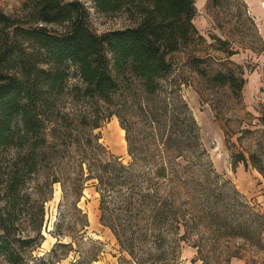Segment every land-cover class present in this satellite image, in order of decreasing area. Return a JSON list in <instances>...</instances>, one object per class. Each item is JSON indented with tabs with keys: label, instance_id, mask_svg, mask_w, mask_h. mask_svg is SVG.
<instances>
[{
	"label": "trees",
	"instance_id": "1",
	"mask_svg": "<svg viewBox=\"0 0 264 264\" xmlns=\"http://www.w3.org/2000/svg\"><path fill=\"white\" fill-rule=\"evenodd\" d=\"M90 1L106 14L132 13L135 7L140 21L97 33L82 0H33L23 15L0 8V149H16L21 165L4 187L0 259L6 264H63L72 252L79 253L73 246L74 227L66 221L77 213L78 225H89L78 206L89 181L99 193L100 223L137 264H174L181 241L195 233H203L204 241L238 237L264 248V212L256 211L215 169L175 76L170 55L183 44L204 40L193 23L196 0ZM225 49L229 55L237 52ZM201 60L192 64L198 66ZM199 72L207 75L204 69ZM70 76L82 82L76 97L91 101L77 117L61 112ZM208 80L229 87L242 100L246 79L240 72L218 71ZM131 89L136 91H127ZM112 115L126 131L128 162L94 133ZM216 117L224 119L219 113ZM257 118L264 125V115ZM245 121L233 131L242 133L238 141L246 134H264V128L251 129L258 123ZM232 160L234 166L252 165L264 176V155L258 151H233ZM43 167L51 172V186L62 185L60 208H67L50 231L57 238L54 246L35 256L33 250L45 240V210L40 208L36 225L22 229L18 199L26 176ZM190 225L194 230L189 231ZM197 248L203 256L201 245ZM87 254L69 264H91L99 258L98 253Z\"/></svg>",
	"mask_w": 264,
	"mask_h": 264
},
{
	"label": "rangeland",
	"instance_id": "2",
	"mask_svg": "<svg viewBox=\"0 0 264 264\" xmlns=\"http://www.w3.org/2000/svg\"><path fill=\"white\" fill-rule=\"evenodd\" d=\"M31 1L0 0V8L11 15H23L26 5ZM82 1L89 9L90 25L97 33L136 26L140 21V14L135 7L132 13L121 10L106 14L98 11L90 0ZM195 4L197 12L193 23L204 40L197 38L183 44L179 51L170 55L175 76L182 83L184 97L199 124L202 143L215 169L234 184L256 211L264 212V176L252 165L249 168L243 163L234 166L232 160L233 151H245L248 155L250 150H255L264 155V134H246L240 142L238 137L242 133L233 132L238 130L240 121L245 120L258 123L251 126L252 130L264 128L257 118L264 115V0H196ZM227 47L237 52L229 55L225 49ZM196 58L202 59L198 66L192 64ZM199 69L206 70L207 75H202ZM230 69L240 72L246 79L242 100H238L229 87H219L208 80L218 71L226 72ZM71 71L73 73V69ZM77 85H82L80 79L70 76L65 94L60 100L62 114H69V117L83 115L86 104L91 105L88 103L91 101L83 96L76 97ZM127 91L134 93L136 90ZM216 113L224 119H217ZM66 124L69 125L68 122ZM94 133L101 137L100 141L108 150L121 156L125 162L129 161L126 131L116 115L102 123ZM227 139L235 145L230 148ZM17 154L14 148L0 149V205L3 203L4 187L12 180L13 173L20 169L21 165L16 163ZM50 173L48 167H43L38 173L26 176L18 199L23 213L19 222L22 229L36 225L40 221L37 216L40 208L44 207L45 210V240L33 250L35 256L52 249L57 238L50 231L54 230L59 221L60 212L67 208L66 205L60 208L63 200L62 185L55 183L51 186ZM78 206L86 214L89 225L85 228L78 225L77 213L68 218L66 223L74 227L73 246L80 252H72L63 264H69L80 254L88 256V251L90 254H99L98 261L91 264H137L130 255L120 251L114 234L100 223L99 193L91 181L84 189ZM191 226L189 231L194 230ZM200 230L203 232V228L200 227ZM25 234H28L27 230ZM202 237L203 233H195L190 240L181 241L174 264H264V248L251 246L243 238L220 237L204 241ZM70 239L65 237L63 241L70 242ZM260 240L264 247V231L260 233ZM198 244L203 248V256L199 255ZM147 257L145 254L144 259ZM195 257L197 260L193 262ZM0 264L6 263L0 259ZM145 264L162 262L147 261Z\"/></svg>",
	"mask_w": 264,
	"mask_h": 264
},
{
	"label": "crops",
	"instance_id": "3",
	"mask_svg": "<svg viewBox=\"0 0 264 264\" xmlns=\"http://www.w3.org/2000/svg\"><path fill=\"white\" fill-rule=\"evenodd\" d=\"M96 261H98V260H96Z\"/></svg>",
	"mask_w": 264,
	"mask_h": 264
}]
</instances>
